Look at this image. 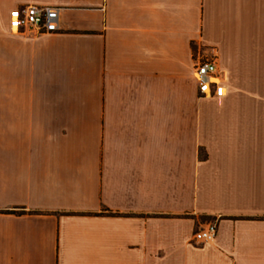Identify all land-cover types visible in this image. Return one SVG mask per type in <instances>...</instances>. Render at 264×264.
Listing matches in <instances>:
<instances>
[{
  "label": "crops",
  "instance_id": "crops-1",
  "mask_svg": "<svg viewBox=\"0 0 264 264\" xmlns=\"http://www.w3.org/2000/svg\"><path fill=\"white\" fill-rule=\"evenodd\" d=\"M0 264H264V0H0Z\"/></svg>",
  "mask_w": 264,
  "mask_h": 264
},
{
  "label": "built area",
  "instance_id": "built-area-1",
  "mask_svg": "<svg viewBox=\"0 0 264 264\" xmlns=\"http://www.w3.org/2000/svg\"><path fill=\"white\" fill-rule=\"evenodd\" d=\"M60 9L47 6H27L18 9L9 22L10 30L16 34L29 33L30 35L51 34L57 31ZM214 60H203L195 64L193 79L197 91L202 97L212 95L213 87L218 79ZM217 224L208 223L199 228L194 234L197 244H209L217 235Z\"/></svg>",
  "mask_w": 264,
  "mask_h": 264
},
{
  "label": "trees",
  "instance_id": "trees-1",
  "mask_svg": "<svg viewBox=\"0 0 264 264\" xmlns=\"http://www.w3.org/2000/svg\"><path fill=\"white\" fill-rule=\"evenodd\" d=\"M17 214H19V212H17Z\"/></svg>",
  "mask_w": 264,
  "mask_h": 264
}]
</instances>
